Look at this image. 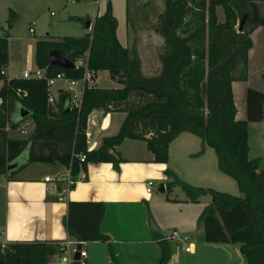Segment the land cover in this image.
Returning <instances> with one entry per match:
<instances>
[{"label":"trees","instance_id":"obj_1","mask_svg":"<svg viewBox=\"0 0 264 264\" xmlns=\"http://www.w3.org/2000/svg\"><path fill=\"white\" fill-rule=\"evenodd\" d=\"M163 5L156 25L163 51L155 75H144L135 49L119 43L109 4L95 16L91 30L81 36L36 40L34 64L44 69L46 76L62 71L77 79L79 70L51 65L49 53L56 50L74 61L87 52L89 69L95 75L107 71L118 87H99L92 80L83 89L79 107L68 108L64 93L53 103L46 101L44 80L0 74V107L6 108L0 109V128L3 130L8 119L12 99L28 111L32 122L25 137L5 138L0 149V175L22 152L25 161L18 168L33 162L59 163L69 168L72 176L87 163L109 162L117 169L122 160L115 147L124 139L143 141L154 162L166 163L168 144L179 133L189 132L201 142L192 156L201 154L204 146L212 148L218 170L234 180L241 195L192 185L168 168L164 170V191L177 186L191 202L209 196L196 217L204 241L239 243L245 264H264V168L259 165L260 158L247 156V122L264 119V91L246 88L245 117L237 119L231 89L232 81L247 79L250 34L258 26L264 27V0H163ZM217 6L222 9L221 21ZM241 18L237 31L235 25ZM7 37L6 33L0 35V71L7 64ZM17 88L26 95L18 98ZM93 109L121 111L124 118L114 134L102 137L97 148L87 149L86 119ZM8 124L10 129L17 127V123ZM79 155L84 156L83 161ZM103 210L101 202L69 201L64 219L67 234L85 242L106 241L99 230ZM157 242L160 257L156 264H166L170 245L165 239ZM57 251L56 243L12 242L0 264H47V257Z\"/></svg>","mask_w":264,"mask_h":264},{"label":"rangeland","instance_id":"obj_2","mask_svg":"<svg viewBox=\"0 0 264 264\" xmlns=\"http://www.w3.org/2000/svg\"><path fill=\"white\" fill-rule=\"evenodd\" d=\"M125 1L126 12L124 15ZM107 4H109L111 14L116 19L118 33L120 32L122 36L126 34V47L130 50L135 49L140 57L142 73L146 76L157 74L160 69L159 54L163 51V41L157 33L156 25L158 16L163 11V0H0V35L5 33L8 35L6 48L9 74L21 76L23 70L31 71L36 68L34 64L36 40H57L63 36L78 37L90 31L86 28L85 21L93 20L96 11H98V15L103 13ZM216 14L218 20L221 21L223 14L220 6L216 7ZM29 27H32V32L28 31ZM250 38L252 46L248 52V63L252 74L250 75L251 86L249 82L248 86L264 90V68L262 67L264 27L261 26L253 35L250 34ZM5 71L7 72L6 69ZM94 81L97 86L103 88L119 86L109 78L107 71H98ZM57 86H53L51 89L54 90ZM79 88L80 84L77 83L71 89L76 98L81 94ZM235 104L238 113H240L242 105L237 91L235 92ZM0 109L6 110L5 107H0ZM97 111L102 113L99 109ZM117 117L116 113L112 114L113 121ZM241 117L243 119L244 115ZM9 122L6 121L4 126ZM28 122H30L29 128L31 130L32 122L30 118ZM247 133V156L249 159L260 158L259 165L264 168V119L257 122H247ZM7 137L23 138L25 136L20 135L17 129L9 128V130L4 131L0 128V149ZM200 147V139L189 132H183L170 145L169 158L171 164H180L183 167L174 170L177 177L192 185L210 187L240 196L241 193L238 191L234 180L218 170L212 148L204 146L206 152L203 159L195 157L187 159V157L181 156L183 151L193 153L199 150ZM21 156L22 154L19 157ZM52 164L33 162L20 174L36 173L40 168H43L52 175L60 169L59 163H54V167H50ZM197 176L202 179H198ZM148 180L152 179L146 181ZM157 186L158 179H155L152 194L161 196L164 200L167 197L168 201H164L163 205L151 203L148 206L147 201L142 200L141 205L148 222L151 219L156 224L155 219H159L164 224V227L160 229L166 235L165 240L171 247V256L166 264L245 263L238 249L239 243L236 242L210 243L211 245H208L207 249L202 250L195 257L180 250L176 240L167 236L171 230L175 229L179 233L189 234L191 236H189V240L194 241L196 237L194 232L196 231V217L201 206L189 203L190 201L187 205H184L181 199H184L185 195L177 186L172 187L168 192H160ZM205 198L204 204L209 201V196L206 195ZM84 247L88 254L87 264H116L106 246L87 242ZM127 264L133 263L127 262Z\"/></svg>","mask_w":264,"mask_h":264},{"label":"crops","instance_id":"obj_3","mask_svg":"<svg viewBox=\"0 0 264 264\" xmlns=\"http://www.w3.org/2000/svg\"><path fill=\"white\" fill-rule=\"evenodd\" d=\"M125 12L126 1L124 15ZM95 15H98V11H96ZM89 21L91 24L93 20ZM259 27L261 26H258L251 34L253 35ZM116 37L119 43L126 47V34L122 36L116 29ZM248 52L247 79L245 81H232L231 83L234 104L235 92L237 91L242 105L240 113H238L236 108L235 117L237 119H242L241 116L243 115L245 117V90L251 86L250 75L252 73H250L248 63ZM262 67L264 68V65ZM3 76L6 78L21 77L9 74L7 64L4 67ZM248 82L250 86H248ZM255 89L261 90L259 88ZM9 103L7 122L18 123L20 105L13 99ZM97 110L93 109L86 119L85 131L90 132L89 143L86 144L87 149L97 148L102 137L114 134L124 118V112L121 111L105 112L99 109L102 111L101 113ZM115 113L118 117L113 121L112 114ZM182 133H179L168 144V159L166 163L154 162L152 154L146 149L143 141L124 139L115 147L117 155L122 160L118 163L117 169H114L109 162L87 163L85 169L79 170L76 175V182L69 189L63 183H47L43 181L44 176L51 177L65 172L66 168L62 165L52 175L43 170V168H40L36 173L20 174L30 165L28 163L18 168L25 161V152H22V157H19V155L13 161L17 162V165L14 168L6 169V172L0 175V240H6L9 243H57L68 237L74 238L67 234L64 224L67 203L69 201H94L103 204L104 210L99 230L106 236V241H92V244L106 246L109 253L112 252L110 254L113 255L118 264H127V262L152 264L153 262H158L160 245L157 241H152L150 238L149 222L144 216L141 204L142 200H146L148 206L151 203L163 205L164 201H168L166 198L164 200L161 196L153 195V186L155 179H158V184H164L166 180L164 170L166 168L172 170L175 174V169L183 168L180 164L172 165L169 158L170 145ZM197 151L193 153L183 151L181 156H185L187 159L192 157L203 159L206 147H204L201 154L192 156ZM50 167H54V163ZM197 178L202 179L198 176ZM147 179H152L153 181L149 192L145 190ZM205 196L199 197L195 202H189L185 197L181 201L184 205H187L188 202L196 206L200 205L202 209L203 202L206 200ZM155 220L156 226L162 229L164 227L162 220ZM195 230V240L191 241L193 251L187 253L192 257L197 256L202 250L207 249L208 245H211L203 240L201 224L196 223ZM188 236L190 235L188 234ZM86 243L84 241V246ZM87 257L88 254L86 255V260Z\"/></svg>","mask_w":264,"mask_h":264},{"label":"built area","instance_id":"obj_4","mask_svg":"<svg viewBox=\"0 0 264 264\" xmlns=\"http://www.w3.org/2000/svg\"><path fill=\"white\" fill-rule=\"evenodd\" d=\"M29 32H32V27L28 28ZM88 53L85 52L80 57L76 58L74 61H71L72 68L74 70H79L81 72V76L77 79L70 78L65 75L64 72L58 71L50 76H46L45 70L40 68H34L31 71L23 70L21 72V77L24 79H39L44 80L47 88L46 91V101L48 103H53L55 97L64 93L68 95L66 106L69 108L79 107L80 99L82 96L83 89L86 84L90 83L94 80L95 74L89 69L88 64ZM0 74H4V68L0 71ZM79 83L81 94L76 98L75 94H72V87ZM58 85V86H57ZM53 86H57L54 92L51 88ZM15 94L18 98L24 97L26 95L25 91L16 89ZM1 103V99H0ZM29 117H25L18 121L16 129L18 130L20 135H27L30 131V122H28ZM9 125L3 127V130H9ZM85 143H89L90 132L85 131ZM79 161L84 160L83 155H79ZM76 176H72L69 168H66V171L63 173L56 174L54 176H44L43 181L47 183H63L64 186L69 189L75 182ZM153 181H146V192L151 190ZM60 199V198H59ZM171 239L176 240L179 244L180 249L184 253H191L193 251L192 242L189 240V236L186 233H179L175 229L171 230L169 235L167 236ZM59 247V251L47 257V264H86V250L84 247V241L77 240L74 238H65L56 243ZM10 250V243L6 240H0V259H3L5 252Z\"/></svg>","mask_w":264,"mask_h":264},{"label":"water","instance_id":"obj_5","mask_svg":"<svg viewBox=\"0 0 264 264\" xmlns=\"http://www.w3.org/2000/svg\"><path fill=\"white\" fill-rule=\"evenodd\" d=\"M242 23H243V18H241L238 21L237 31H240ZM85 26L86 28L91 30V24L89 20L85 21ZM49 61L51 65L58 66L63 69H69L72 67L71 61L67 59L66 57L62 56L61 54H59L58 51L56 50H53L49 53ZM18 114H19V117L17 121L27 117L28 111L20 107L18 110ZM16 165H17V162L8 163L6 165V169L14 168ZM157 188L160 192H164L163 183H159ZM149 230H150V238L152 241H159V240L165 239L166 237V235L162 232V230H160L156 226V224L152 222L151 219L149 220Z\"/></svg>","mask_w":264,"mask_h":264}]
</instances>
